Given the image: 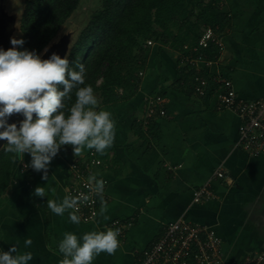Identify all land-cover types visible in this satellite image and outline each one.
<instances>
[{
	"label": "crops",
	"instance_id": "obj_1",
	"mask_svg": "<svg viewBox=\"0 0 264 264\" xmlns=\"http://www.w3.org/2000/svg\"><path fill=\"white\" fill-rule=\"evenodd\" d=\"M221 11L229 26L218 36L219 54L210 61L195 60L196 70L207 76L228 75L242 98L264 97V0H222ZM157 43L146 47L136 94L124 103L97 108L109 111L115 121L112 146L97 153L103 164L94 175L105 181L97 217L74 224L67 212L58 216L47 206V200L59 203L67 195V152L72 147L62 146L48 167L47 180L32 168L12 174L7 200L0 207V251L15 245L20 253H32L28 264H60L58 244L65 232L82 239L89 231L119 229L111 223L119 219L125 224L118 236L120 247L114 255L96 256L92 264H135L158 239L163 225L179 218L215 230L227 258L264 249L263 218L259 219L264 155L236 146L238 116L217 109L211 91L199 97L182 89V72L170 48L164 51ZM149 49H155L157 59L150 58ZM160 91L165 113L147 118L146 98ZM24 156L30 162V154ZM217 168L224 178L212 177ZM206 181L214 198L192 202V189ZM37 186L45 188V197L34 195ZM26 239L32 240L30 246H25Z\"/></svg>",
	"mask_w": 264,
	"mask_h": 264
},
{
	"label": "clouds",
	"instance_id": "obj_2",
	"mask_svg": "<svg viewBox=\"0 0 264 264\" xmlns=\"http://www.w3.org/2000/svg\"><path fill=\"white\" fill-rule=\"evenodd\" d=\"M10 43L13 47L0 49V140L6 141L4 151L13 154V161L30 154L25 167L41 172L44 180L62 146L70 145L74 157L83 155L85 149L104 154L114 142L115 121L109 111L97 110L99 101L92 86L85 84L84 65H77L76 71L66 57L52 53L48 59H41L34 50H17L15 46L23 45L22 39L10 38ZM73 92L75 101L66 107L65 101L72 99ZM13 115L23 116L19 127L8 123ZM104 186V180L90 176L85 184L89 194L69 193L59 203L47 200V206L58 216L67 212L69 220L79 224L80 206L90 202L93 195L102 199ZM34 195L45 197V188L37 186ZM118 236L119 229L111 228L86 232L82 239L65 232L58 244L63 256L60 264H92L101 253L114 255L120 247ZM24 243L30 246L32 240ZM32 259L31 252L20 253L15 245L0 251V264H28Z\"/></svg>",
	"mask_w": 264,
	"mask_h": 264
},
{
	"label": "trees",
	"instance_id": "obj_3",
	"mask_svg": "<svg viewBox=\"0 0 264 264\" xmlns=\"http://www.w3.org/2000/svg\"><path fill=\"white\" fill-rule=\"evenodd\" d=\"M23 2L19 27L21 37L17 39H22L24 43L15 47L20 51L34 50L39 54L76 10L80 0ZM221 2L214 0L215 7L212 0L203 5L208 22L198 31L189 10L191 4H199L197 0H101L100 6L70 45L66 55L69 66L78 71L77 65H84L85 84L91 85L94 93L98 92V107L114 106L136 94L137 75L139 73L140 76L144 68L147 41L170 42L172 49L179 54L176 63L182 77L178 82L183 79L182 89L193 93V77L197 73L194 60L210 61L219 54L220 48L210 40L206 46H202L199 44L200 38L207 28L219 36L229 26V18L223 16L221 11ZM178 22L179 33L173 35V28ZM124 68L126 70L123 71ZM163 93L160 91L156 94ZM74 101L73 92L72 99L65 101L66 107H70ZM162 108L165 113L164 104ZM5 147L6 143L0 149V207L7 200L6 190L14 164L13 154L4 151ZM32 178L33 173L30 172L28 181L31 193ZM34 202L39 203L35 198Z\"/></svg>",
	"mask_w": 264,
	"mask_h": 264
},
{
	"label": "built area",
	"instance_id": "obj_4",
	"mask_svg": "<svg viewBox=\"0 0 264 264\" xmlns=\"http://www.w3.org/2000/svg\"><path fill=\"white\" fill-rule=\"evenodd\" d=\"M209 40L220 46L217 36L207 28L199 44L206 46ZM147 43L151 41L148 40ZM193 82L195 96L202 97L211 91L217 109H229L238 116L236 146L251 155H264V97H240L226 74L207 76L197 71ZM146 99L147 118H152L157 112L164 113V97L161 94L148 96ZM67 153L72 155L67 164V194H89L90 190L85 184L89 183V177L103 164L102 158L95 150H87L79 157H74L73 152ZM17 159L21 170L30 163L28 159L21 160L19 156ZM213 176L224 178L225 173L217 168ZM214 196L209 181L192 189L194 203L210 200ZM98 212L99 196L93 195L90 202L80 206L78 215L82 222L88 223L97 217ZM111 223L119 227V234L124 231L125 224L119 219H114ZM135 264H264V249L248 252L238 258H227L222 251V240L215 230L204 224L179 218L163 225L158 239L142 251L141 259Z\"/></svg>",
	"mask_w": 264,
	"mask_h": 264
},
{
	"label": "rangeland",
	"instance_id": "obj_5",
	"mask_svg": "<svg viewBox=\"0 0 264 264\" xmlns=\"http://www.w3.org/2000/svg\"><path fill=\"white\" fill-rule=\"evenodd\" d=\"M212 1L214 3V0H212ZM197 2L199 4L198 5L197 4H191L189 10L193 14L192 16H194L192 19L194 20L196 28L199 31L201 29V27L208 22V18L204 14L205 11L203 9L204 8L203 5H205L207 2H209V0H201V1L197 0ZM215 2H216V0H215ZM100 3H101V0H80L76 10L67 19V21L62 25L60 30L57 32L56 36L49 42V44L45 48L47 49L50 45L58 42L64 35L69 33L70 34V40H69L68 49H67V52H68L70 45L74 42V40L76 39L80 30L85 26V24L87 23V21L89 20V18L91 16V14L100 6ZM1 4H2V8H3L4 12H6V13L12 15L14 18H16L15 30L13 32L12 38H16V39L20 38L21 32H20L19 27H20V16H21V12H22V9L24 6L23 0H0V5ZM215 5H216V3H214V7H215ZM179 24H180V22L176 23V25L174 26L173 35L179 33V31L177 29L179 27ZM182 31L184 32L185 30H182ZM217 38H219V37L217 36ZM170 41H172L173 43L176 42V40H170ZM158 42H161V41H158ZM157 44H159V43H157ZM161 44L162 45L158 46V47H162L164 49V51H168V48H170L171 55L173 56L174 61H175L179 54L174 49H172L171 43L170 42L169 43L161 42ZM148 45L152 46V45H154V42H151ZM45 48L38 55H41L45 51ZM149 50H152V54H151L150 58L157 59L158 57L156 58V56L154 55L155 49H149ZM144 60H145V57H144ZM124 70H126V68H124L123 71ZM137 77H139V73H138ZM95 95L97 97L98 92H95ZM63 149H64V147H63ZM68 155H69V158L72 157V155H70V154H68ZM17 157H16L15 161H13L14 164L12 167L11 176H12V174H14V171L19 172V173L20 172H26L27 173V171L31 169V167H27L24 170H21L19 167V162H18L19 160L17 159ZM23 158L28 159V157L26 158L24 156V154H23ZM256 231L260 234L259 229ZM249 252H253V251H249Z\"/></svg>",
	"mask_w": 264,
	"mask_h": 264
},
{
	"label": "water",
	"instance_id": "obj_6",
	"mask_svg": "<svg viewBox=\"0 0 264 264\" xmlns=\"http://www.w3.org/2000/svg\"><path fill=\"white\" fill-rule=\"evenodd\" d=\"M15 21L12 15L4 12L2 8V4L0 5V49L7 50L13 45L10 43V38L13 36V32L15 30ZM70 40V34L67 33L64 35L58 42L50 45L47 48V51H44L40 57L41 59H48L52 53H56L57 55L66 57L68 44ZM23 119L22 115H13L9 117L8 123H16L17 127H19V122ZM6 141L0 140V148L5 144ZM264 198V197H263ZM262 218L263 223L261 225V230H264V206H262Z\"/></svg>",
	"mask_w": 264,
	"mask_h": 264
},
{
	"label": "flooded vegetation",
	"instance_id": "obj_7",
	"mask_svg": "<svg viewBox=\"0 0 264 264\" xmlns=\"http://www.w3.org/2000/svg\"><path fill=\"white\" fill-rule=\"evenodd\" d=\"M262 218V215L261 214H259V219H261ZM262 221V220H261ZM262 223H263V221H262Z\"/></svg>",
	"mask_w": 264,
	"mask_h": 264
}]
</instances>
